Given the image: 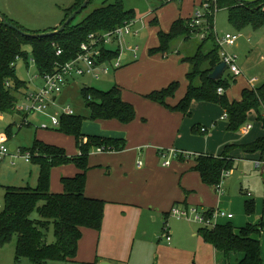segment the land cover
Masks as SVG:
<instances>
[{"label":"rangeland","instance_id":"1","mask_svg":"<svg viewBox=\"0 0 264 264\" xmlns=\"http://www.w3.org/2000/svg\"><path fill=\"white\" fill-rule=\"evenodd\" d=\"M74 1L0 0V13L17 21L28 32H48L60 25L65 17V10L72 6ZM105 2L111 3L114 0L91 1L88 7L77 15L75 23L81 21ZM123 2L126 8L134 9V19L136 20L134 28L139 30L138 36L133 34L125 36L121 42V48L120 45L118 47L121 53L123 52L127 55L121 62L123 67H112L108 73H103L99 69L96 74L100 75V78L92 75L75 76L70 79V85L59 96V104L57 106H49L47 112H25L24 106L28 104V101L22 97L23 94L19 95V104L16 110L0 112V136L7 139L6 144L9 148L10 144H15L18 148L14 151L10 150V154L4 159H0V201H2L4 196L6 186L37 187L39 166L32 163L31 160H26V153L21 152V148L32 145L36 137V128L40 129L39 133L50 134L57 131L56 129L59 125L54 126L51 117L53 115L60 117L64 104H69L73 108L74 114L87 116L90 113V109L81 93L84 85L101 90H109L115 84H119L128 91L139 93L147 91L148 93V91L167 86L170 81L175 79L180 81V88L171 99L176 102L183 96L188 85L186 73L191 67L190 63L183 61V59L196 52L198 46L202 43V37L196 35L189 40L177 39L173 42V50L168 55L162 53L151 55L149 50L159 44V31H169L175 19L178 17L185 18L190 13H194L196 8H200L201 0H123ZM155 18L159 20L158 25L152 24ZM226 32L242 35H240L238 45L226 48L228 52L236 55L237 63L242 70V73L236 75V80L232 81L226 90L229 100L232 101L241 98L244 88L257 87L264 82V25L258 30L246 28L238 31L229 22L228 11L221 9L215 15V37ZM249 32L253 33L250 42L246 39V35ZM215 43L218 44L216 39ZM116 45L118 44H112V46L117 48ZM136 45H138V55L135 58L130 48ZM211 47L212 42H207L203 49L207 50ZM27 52L29 54L28 60L21 58L16 62L18 77L27 83V87L21 90V92H26V94L33 90L37 84H43L42 79L38 76L37 67L32 62L31 48L29 46H27ZM228 74L229 71L227 70L225 76ZM170 75H174L175 78L166 85L159 86ZM150 87L156 88L148 90ZM199 102L201 103L195 109V112L192 111V115L186 117L192 118L193 114L196 113L199 121L195 125L200 124L207 127L208 132L203 134L191 128V132L194 135L205 138V150H188V152L198 154L197 152L209 151V153H205L216 154L222 150L225 143L246 144L264 135L262 122L258 120L259 118L257 119L254 112L249 115L246 122L253 124L254 128L252 130H246L245 123L238 130L230 131L227 129V120L221 118L224 115V109L220 104L206 101ZM28 122H31L33 126L29 127ZM9 125L12 126L13 131L10 139L7 138L6 134ZM44 125L48 126L49 129H45ZM95 151H97L96 148L93 149V152ZM230 152L234 153L237 158L217 190L205 184L198 172L192 169L195 163L194 155H189L184 159H175L169 169L166 168V171H162V173L166 172L162 176L163 178L161 177L165 183L163 195L170 188L169 179H173L172 181L175 182V188H173V192L166 202L168 206L165 210L170 211L173 206L184 208L186 203L190 206L198 205L199 207L208 208L218 206L219 203L220 209L227 213H232L235 217L230 220L226 217H221L218 222L231 221L236 227L239 219L246 221L248 218L244 208L245 201L254 200L256 205L254 217L260 220L264 219V167H257L253 161L261 154L258 151L247 153L241 148L230 149ZM128 158L125 166L128 172L134 166L135 169L145 167L144 156L140 159L137 156L136 158L128 156ZM139 160L143 161L141 166H138ZM122 161L116 153L91 154L89 162L92 165V169L89 173L88 185L102 186L104 183L103 179L107 180L106 188L116 185L115 178L118 175L116 169L120 168ZM159 164L163 166L162 162H159ZM180 164L185 167V170H181L177 175L172 174L171 171H177L175 168ZM130 173H133V175H130L131 178L136 179L138 172L135 170ZM175 177L177 179H174ZM112 208L113 205L109 204L106 222L105 224L103 223L104 226L101 229V253L107 259L117 256L124 259L127 264L219 263L215 262L214 257L207 254L201 253L196 257L195 252L201 244L212 248L210 244L205 245L201 237L196 239L187 235L193 234L195 236L200 227L199 223L186 219H177L172 215H168L169 227L167 229L172 237V241L168 243L167 232L164 230L166 219L165 221L163 220L164 216H162L161 210H145L143 213L141 209L132 208L133 212L127 218H121L120 214L122 212ZM119 209L127 210L122 205H120ZM211 209L214 210L215 208ZM32 218H39L38 213H33ZM54 241L55 235L52 227L48 233V242ZM16 242L17 236L11 242L0 247V264H34L27 258L16 260ZM46 264L78 263L75 261H49ZM236 264L238 263L236 262Z\"/></svg>","mask_w":264,"mask_h":264},{"label":"trees","instance_id":"2","mask_svg":"<svg viewBox=\"0 0 264 264\" xmlns=\"http://www.w3.org/2000/svg\"><path fill=\"white\" fill-rule=\"evenodd\" d=\"M83 2L84 0H75L72 6L65 10V17L60 25ZM221 9L228 11L229 22L238 31L248 27L257 30L264 25V0H217L205 11L204 22L199 26L190 25L192 17H178L172 22L169 31H159V44L150 48L149 53L168 55L173 50L174 41L189 40L207 27V36L202 39L196 52L183 59L191 66L186 73L188 80L186 91L176 103H170L169 100L180 88V81L172 80L167 86L144 94V97L166 106L171 111H178L187 116L192 115L191 104L195 100L220 104L227 115V129L235 131L247 122L253 111L260 114V108L264 104V82L254 88H244L241 98L231 101L226 90L231 82L236 80V76L229 72L227 76L224 73L219 80L209 77L215 67L222 62L214 33L215 15ZM4 16L22 30L27 31L17 21ZM134 18V9L126 8L123 0H114L111 3L105 2L94 9L78 23H75L74 19L60 33L48 36L25 35L0 20V112L16 110L19 95L26 94L21 90L27 87V83L18 77L16 62L21 58L28 60L27 46L31 48L32 61L38 73L40 75L53 73L57 69V63H63L77 56L81 44L89 40L90 34L101 36ZM158 23L157 18L153 19V25H158ZM207 42H212V47L204 50L203 47ZM100 45L102 48L100 62L112 61L121 56L119 48L105 46L103 41ZM58 49H62L61 55H57ZM220 87L225 90V93H218ZM81 93L90 109L89 115L63 114L56 129L75 138L79 154L69 155L64 147L35 137L32 145L21 148V152L30 153L32 163L39 166L37 187L11 185L5 187L0 208V247L17 236V261L27 258L34 264H46L49 261L74 262L82 237V229L84 227L98 231L102 229L108 201L89 197L85 193L87 173L91 168L90 154L98 147H102L104 151H123L127 147V139L87 135L82 131L83 122L88 118L118 120L123 124H128L135 120L137 112L133 103L123 99L122 88L117 84L109 90L84 85ZM260 118L261 115L257 116L258 120ZM202 127L205 126L197 124L193 129L201 134L207 133V127L205 131L201 130ZM6 134L8 139L12 138L11 125L8 126ZM233 148H241L247 153L258 151L263 154L264 135L246 144H226L218 156L198 154L194 157L195 165L192 169L200 174L205 184L216 188L222 182L225 172L233 167L236 159L230 152ZM161 151L165 149L159 150V154ZM185 156L180 152L176 158L184 159ZM64 164H74L79 171L73 176L62 177L64 191L53 193L50 189L52 169ZM244 206L246 214L255 213L254 200H246ZM213 211L210 208L209 215ZM35 212L39 215L37 219L32 218ZM169 213L170 211L166 213V216ZM52 227L55 241L48 242V233ZM263 230L264 220L262 218L258 223L248 222L238 230L230 221L217 223L214 226L201 225L198 228V234L205 242L226 256L231 253L242 254L239 264H262L261 243L257 236Z\"/></svg>","mask_w":264,"mask_h":264},{"label":"crops","instance_id":"3","mask_svg":"<svg viewBox=\"0 0 264 264\" xmlns=\"http://www.w3.org/2000/svg\"><path fill=\"white\" fill-rule=\"evenodd\" d=\"M243 1H252V0H243ZM192 15L193 13H190L185 18L192 17ZM248 28H251V27H248ZM246 37H247L246 39L248 40V42H250L253 37V33L252 32L247 33ZM112 48H115V47L112 46ZM122 55L125 56L123 57V59L127 57L125 53H122ZM173 78H175L174 75L168 76L163 81V84L159 86L166 85ZM69 85L70 84H68L66 87H68ZM40 86L41 84H37L36 87L29 92H32L38 89V87ZM121 88H122L123 99L133 103L136 108L137 116L135 120L132 121L131 123L123 124L119 122L118 120H101V119L91 120L87 118L84 120L83 127H82L83 133L87 135H100V136L118 137V138L127 139V147L123 151H119V152H116V151H110V152L95 151L93 152L92 151L91 152V154H95V155L104 154V153H116L118 156H120V159H122L123 161L120 165V168L116 169L118 171V175L115 178L116 185L106 188L105 184L107 180L105 179L102 180L104 182L102 186H93L90 184L88 185L89 173H90V170L92 169V165L90 164L91 168L89 169L87 173V184H86L85 193L89 197L102 198L108 201L106 205V209H105V217H104V222H103L104 224L106 222V214H107V209H108L109 204L113 205L112 209L122 212V214H120L121 218L122 217L127 218L129 214L133 212L132 208L141 209L143 213L145 210H148V211L161 210L162 216H164L163 220L165 221L166 219L164 230H166L167 234H169L168 233L169 231L167 229L169 227L168 226V216H165L166 213L169 211H166L165 209H167V206H168L166 205V202L169 196L171 195V193L173 192V188H175V182L172 181L173 179H169L170 188L168 189L166 194L163 195L165 183L163 182L162 176L165 175L166 172L162 173V171H166V168L169 169V166H171L173 161L177 158H173L171 160V165L165 166L163 168L164 165L161 166L159 164V162H162L163 164V159L158 151L161 149H175L177 151L184 153L186 155L185 158L189 155L196 156L201 153L207 154L209 153V151L208 152L205 151L207 153L197 152L198 154L196 153L192 154L191 152H188V150L204 151L205 150L204 144L206 140L205 138L203 139L200 136L194 135L191 132V128H193L196 122L199 121L198 118L196 117V113L193 114L192 118H189V117H186L187 115H184L181 112L171 111L166 106L145 98L144 94H146L147 91H143L139 93V92L128 91L124 89L123 86H121ZM152 88H156V87H150L148 90ZM26 95L27 94H25V96L23 95L22 97L25 98ZM59 96H61V93L55 97L56 105H52V106H57L59 104V101H58ZM169 102L172 104L176 103L172 99H170ZM200 103L201 102L196 101V100L193 101L191 104V112L192 111L195 112V109L199 107L198 105ZM66 105L70 106L69 104H64L62 108ZM28 123H29V127L33 126L31 122H28ZM39 130H40L39 128H36V132H35L36 138L42 141H45L47 143H50V144H55V145L64 147L69 155L79 154V149L76 146V140L73 136L66 135L59 131H56L50 134H46L44 132L39 133ZM230 143H234V142H230ZM226 144H229V143H225L222 147V150ZM222 150L212 155L217 156L221 154ZM232 154L234 155V153ZM128 156L131 158H136L137 156L139 159L142 156H144L145 163H146L145 167L142 169L136 167L137 169H135V166H134V168H132L131 171L128 172V169H126L125 167L126 162L129 159ZM184 168L185 167L180 164L177 166V168H175V170L177 171H171V173L174 175H177L179 174V172H181V170H185ZM135 170L136 172H138V174L135 177L136 179L131 178L130 176V175H133V173H130V172L135 171ZM78 171H79L78 168L74 164H64V165L54 167L51 172V186H50L51 192L62 193L64 191V186L61 181L62 177L73 176ZM174 179H177V177H175ZM11 186H15V185H11ZM215 190H217V188H215ZM143 199H146V200H143ZM120 205L124 206L127 210L119 209ZM188 206L191 207L190 205ZM218 207L220 208L219 203H218V206H211L209 208H218ZM205 208H208V207H205ZM254 214L252 215L247 214L248 218L246 219V221L239 219L235 228L238 230L240 227L244 226L248 222L258 223L260 219H257L256 217H254ZM154 217L157 218L156 215H154ZM234 217L235 216L233 215L232 218ZM232 218H227V219L230 220ZM222 223H226V222H222ZM187 235L190 236L191 238H196V239L198 237H201L199 236L198 233L195 234V236H193V234H187ZM257 237L260 239L261 254H262V260H263L262 264H264V230ZM101 238H102L101 230L98 231L96 229L84 227L82 229V237L78 244V250H77L75 261L78 264L79 263L80 264L81 263H84V264H127L124 259L119 258L117 256L111 259H107L104 255H102ZM201 239L203 240L202 237ZM171 241H172V237L169 241L167 240L168 243H170ZM203 242L205 243V245L206 244L209 245V243L205 242L204 240ZM176 246L178 245L176 244ZM195 253H196V257H198V255L201 253L210 255L214 257L215 262L217 263L219 262L218 264H232V263L236 264V262L239 264V260L242 257V254H239V253L237 254L231 253L229 254V256H226L223 252L218 251L213 246L212 248H209L207 246H204L203 244H201L198 247V250ZM159 258H160V255H159Z\"/></svg>","mask_w":264,"mask_h":264},{"label":"built area","instance_id":"4","mask_svg":"<svg viewBox=\"0 0 264 264\" xmlns=\"http://www.w3.org/2000/svg\"><path fill=\"white\" fill-rule=\"evenodd\" d=\"M203 2L200 4V8H196L195 12L192 15V19L190 22L191 26H199L204 22L205 11L208 10L212 3H216L217 0H202ZM136 20H130L126 22L124 25L117 27L113 31L103 33L101 36L96 34H90L89 40L83 42L80 46V52L77 54L75 58H72L68 61L57 63V69L53 73H47L44 75H38L43 84L38 87V89L27 93L26 99L28 104L24 106V111L27 113L30 112H47L49 106L56 105L55 97L58 96L64 88L69 84L70 79L75 76H84V75H92L93 77L100 78V75L96 74V72L101 69L103 73H108L112 67L120 68L122 62V53L121 56L112 60V61H101L100 57L102 55L101 41L104 42L105 46L112 48L113 43H117V48L121 42L125 38V36L133 34L137 36L139 34V30L135 29ZM195 35H199L202 39H205L207 36V27L205 30L196 33ZM241 34H233L231 32H226L217 35L215 37L218 42L220 48V56L223 62H225L228 66L227 70L233 75H239L242 73L240 66L237 63L236 55L227 51L226 48L237 45L238 40ZM134 57L136 58L138 55V45L130 48ZM62 54V49L57 50V55ZM34 62V61H32ZM226 70V71H227ZM253 87V86H252ZM254 88V87H253ZM219 94L225 93V90L220 87L218 89ZM256 116L261 115L260 121L264 127V104L260 108V114L253 111ZM71 115L74 114L73 109L70 106H64L62 108V115ZM61 117V116H60ZM60 117L58 115H53L51 117L52 124L54 126H58L60 123ZM227 115L224 113L222 119H226ZM44 128H48V126L44 125ZM246 130H252L253 124L246 123ZM202 131H205L206 128L202 127ZM7 139L5 137L0 136V159H4L8 154H10V148L6 144ZM98 152L104 151L102 147L97 148ZM180 151L175 149H165V151H161L160 155L163 159V165L169 166L171 165V160L176 158L179 155ZM26 160H31V154L26 153ZM257 167H264V153L259 155L256 159L253 160ZM143 164L142 160H139L138 166ZM228 174V171L225 172L224 176ZM222 183V182H221ZM221 184L216 188H220ZM2 206V202L0 201V208ZM210 208H205L203 206H191L180 208L179 206H173L170 210L169 215L176 217L177 219H186L190 221H194L200 224V226H214L218 223V220L221 217L232 218V213H227L226 211L218 208H215L212 214L209 215ZM167 240L171 239L170 235L167 234Z\"/></svg>","mask_w":264,"mask_h":264},{"label":"water","instance_id":"5","mask_svg":"<svg viewBox=\"0 0 264 264\" xmlns=\"http://www.w3.org/2000/svg\"><path fill=\"white\" fill-rule=\"evenodd\" d=\"M91 2V0H84V2L76 9L72 12L71 15H69L67 17V19L61 24L59 25L55 30L52 31H48V32H27L25 30H22L21 28H19L17 25H15L14 23L10 22L2 13H0V20L12 27L15 28L16 30H18L19 32L25 34V35H29V36H34V37H40V36H48V35H52V34H57L60 33L61 31H63L67 25H69L71 23V21H73L76 16L85 8L87 7V5ZM123 57H125L124 55L121 56V58L123 59ZM228 66L225 62H220L215 69L209 74V77L211 79L214 80H219L223 77L224 73L226 72ZM16 149V145L15 144H10V150L14 151Z\"/></svg>","mask_w":264,"mask_h":264}]
</instances>
